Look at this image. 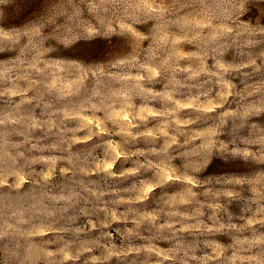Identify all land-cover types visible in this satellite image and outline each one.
I'll use <instances>...</instances> for the list:
<instances>
[{
  "label": "rangeland",
  "instance_id": "1",
  "mask_svg": "<svg viewBox=\"0 0 264 264\" xmlns=\"http://www.w3.org/2000/svg\"><path fill=\"white\" fill-rule=\"evenodd\" d=\"M0 264H264V0H0Z\"/></svg>",
  "mask_w": 264,
  "mask_h": 264
}]
</instances>
